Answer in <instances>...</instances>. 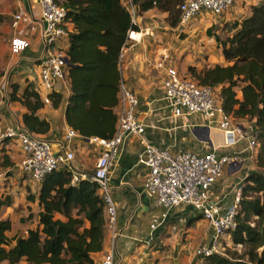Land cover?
<instances>
[{"label": "crops", "instance_id": "1", "mask_svg": "<svg viewBox=\"0 0 264 264\" xmlns=\"http://www.w3.org/2000/svg\"><path fill=\"white\" fill-rule=\"evenodd\" d=\"M152 1L123 0L138 29L130 34V41L123 49L120 71L122 80L138 99L136 116L145 126L146 133L144 139L128 137L121 147L119 159L110 169L111 194L117 208L115 230L120 233L116 240V260L119 264H203L205 260L197 255V250L217 246L213 225L192 206L181 205L167 211L151 199L144 190L148 167L139 162V156L145 149V142L168 148L172 153L185 150L196 155L211 152L218 157L239 155L242 162L226 166L210 189V202L218 211L217 217L226 216L239 205L245 180L257 169L256 157L248 151V140L225 146L223 131L208 116H177L165 100L163 82L169 69L189 78L190 68L200 72L217 65H228L217 39L231 37L236 32V25L249 17L254 6L264 0H235L222 16L202 12L184 24L180 16L176 27L170 25V14L164 6L181 5L188 0H158L143 11L142 6ZM19 13L24 15L15 24V16ZM43 29L42 9L37 0H0V129H24L23 115L27 109L13 102L10 95L14 85L19 87V94L32 85L45 100V107L38 115L51 124L50 132L44 137L51 142L54 151L60 153L71 130L65 116L71 90L68 80H57L53 89L63 95V101L59 107L46 102L50 91L43 88L40 76V60L46 50ZM72 30L73 24L68 22L67 31ZM69 46L67 36L60 39L54 49L67 52ZM241 95L239 92V97ZM236 123L249 129L254 121ZM73 140L70 148H66L75 153L71 171L90 174L101 157V148L78 134ZM23 158L24 153L16 142H5L0 152V186L5 181V170L21 172L19 164ZM5 160L8 167L3 166ZM36 187L38 192L41 186L33 183L32 188ZM3 190L0 187L2 199ZM29 203L26 214L19 217L15 214L21 209L16 203L1 209L0 220L12 222L10 237L26 236L29 229L38 227L41 211L38 196L34 203ZM7 208H12L13 212L8 211V214ZM30 214L32 219H29ZM154 220L159 224L152 231ZM224 243L230 244L231 239L227 237L218 244L223 248ZM112 246L113 234L107 228L103 251L94 255L95 264H100Z\"/></svg>", "mask_w": 264, "mask_h": 264}, {"label": "trees", "instance_id": "2", "mask_svg": "<svg viewBox=\"0 0 264 264\" xmlns=\"http://www.w3.org/2000/svg\"><path fill=\"white\" fill-rule=\"evenodd\" d=\"M154 1L158 2L153 0L142 10L150 9ZM58 3L66 10L67 23L73 24L66 52L65 79L71 90L65 111L67 124L85 139H110L117 125L121 55L130 33L138 28L123 0ZM180 6H164L172 27L179 24ZM235 29L231 37L217 39L228 65L200 72L190 68L189 78L219 89L217 99L235 121H254L259 142L257 169L245 180L234 227L219 240L229 237L231 243L219 246L222 253L202 257L203 264H264V2L254 6ZM19 90L14 85L10 98L27 109L24 130L44 137L51 129L50 122L38 115L45 100L32 85L21 94ZM47 91L49 103L59 107L63 95L53 88ZM3 166L8 167L6 160ZM99 192L98 184L90 180L74 184L73 173L67 168L49 175L37 194L27 198L34 203L38 196L37 228L29 229L26 236L10 237L11 220H0V264H95L94 255L103 251L107 229L105 203ZM10 205V200L0 198V211ZM32 217L30 214L29 219Z\"/></svg>", "mask_w": 264, "mask_h": 264}, {"label": "built area", "instance_id": "3", "mask_svg": "<svg viewBox=\"0 0 264 264\" xmlns=\"http://www.w3.org/2000/svg\"><path fill=\"white\" fill-rule=\"evenodd\" d=\"M42 9L44 21L43 42L45 55L40 60V76L45 90H51L57 80H64L68 67L67 53L55 50V44L68 36L67 13L60 6L59 0H37ZM235 0H188L180 6L181 22L188 23L202 12L222 16L233 6ZM23 13L15 16V24L23 17ZM162 66V65H161ZM165 100L173 112L179 116L204 114L218 123L224 133L225 146H234L243 139L248 140V151L256 157L259 151L258 135L251 127L245 128L237 124L228 115L217 99L215 88L199 84L190 78L183 77L174 69L167 71L163 82ZM49 103V100L46 99ZM138 99L122 80L120 83V101L117 107V125L112 138H88L101 148V157L90 174L73 173V183L82 180L96 182L105 203L107 228L113 234V246L100 264H119L116 260V240L120 233L115 230L117 208L111 194L110 169L119 159L121 147L131 136L145 138V126L138 120L136 111ZM216 118V120H214ZM218 119V120H217ZM77 136L69 130L65 137L64 150L54 151L52 144L43 136H36L24 129L8 127L0 129V152L6 141L16 142L24 153L19 169L37 186H41L52 173L67 168L75 160V153L70 143ZM139 162L148 167V175L144 181V190L157 204L170 211L181 205H189L201 212L215 229L217 246L201 247L197 255L203 258L215 253H222L218 242L226 235L227 230L234 227L238 205L220 218L218 211L210 202V189L220 178L228 165H238L242 162L239 155L218 157L214 152L196 155L189 151L180 150L172 153L168 148L155 147L145 142V149L139 156ZM240 195V193H239ZM239 201V198H238ZM167 214L164 215L166 218ZM158 220H154L151 229L158 227Z\"/></svg>", "mask_w": 264, "mask_h": 264}, {"label": "rangeland", "instance_id": "4", "mask_svg": "<svg viewBox=\"0 0 264 264\" xmlns=\"http://www.w3.org/2000/svg\"><path fill=\"white\" fill-rule=\"evenodd\" d=\"M129 38H130V36H129ZM188 72H189V70H188ZM188 72H187V74H188ZM188 76H190V75L188 74ZM190 77H192V76H190ZM218 90H216L217 94H218ZM73 141L70 143V145L73 144ZM257 156L255 158L256 162H257ZM5 173L6 174L3 176L5 181H2L1 186H0L1 188L2 187L4 188L3 192H5V193H4L3 197L5 200H10L12 205L16 203L21 210L25 209L23 212H20L21 210H19L18 211L19 213L15 214V215H18V217L22 216V215L26 214V208H28L27 206H28V204H30L28 202L27 198L31 194V192H32L31 190H34L32 194H37V193H34V192H37V187H36V189H33L32 188L33 183L29 180V178L27 176H24L21 172L15 170V169H11L10 171L5 170ZM5 196H7V197H5ZM10 209H12V208H10ZM10 209L8 210V208H7L5 210V212H7L8 214H9V212H13Z\"/></svg>", "mask_w": 264, "mask_h": 264}]
</instances>
